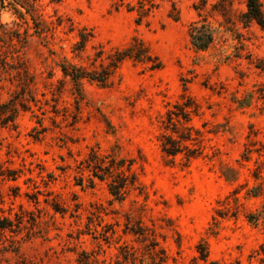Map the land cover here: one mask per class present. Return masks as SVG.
<instances>
[{"label": "rangeland", "instance_id": "1", "mask_svg": "<svg viewBox=\"0 0 264 264\" xmlns=\"http://www.w3.org/2000/svg\"><path fill=\"white\" fill-rule=\"evenodd\" d=\"M199 1L175 0L176 12L162 2L139 21L115 0H0L10 41L0 104L25 84L20 63L30 77L29 110L0 129V216L14 224L0 230V264H203L199 244L218 264H264V31L226 30L203 13L215 38L196 51L188 28ZM204 1L208 11L218 0ZM232 6L244 11V0ZM81 31L88 40L74 53ZM133 40L160 69L125 60L105 87L60 71L63 60L99 70ZM183 95L197 106L188 122L174 119L199 148L188 164L164 155L159 139ZM90 150L134 161L137 185L122 201L78 169ZM249 214H260L256 225Z\"/></svg>", "mask_w": 264, "mask_h": 264}, {"label": "trees", "instance_id": "2", "mask_svg": "<svg viewBox=\"0 0 264 264\" xmlns=\"http://www.w3.org/2000/svg\"><path fill=\"white\" fill-rule=\"evenodd\" d=\"M175 0H115V10L124 7L127 12L136 11L139 16V21L159 6V3L170 2L172 5V11L176 12ZM193 9L197 12L199 21L193 22L188 28V37L190 45L196 51H205L214 41L215 30L206 21L207 17L203 13L209 15L219 16L223 23L220 26L225 27L226 30H231L236 24H241L243 28L248 27L251 23L257 25L262 31H264V10L262 9L260 0H244V11L236 13L232 6V0H218L210 6V9L206 11L207 5L204 0H200L198 4H193ZM177 18V13L173 16V19ZM6 36L5 33L0 34V42L6 46L10 45L9 39H4L2 36ZM79 41L75 44L73 52H81L85 48V44L88 40V36L81 31L79 34ZM9 37V36H8ZM7 42V43H6ZM8 52H0V74L7 72L10 65L6 59ZM101 52L95 55V60L99 59ZM12 59V57H11ZM106 60L108 63L106 66L102 64L99 66V70L88 71L85 67L73 65L66 60H63L59 65L60 71L63 77L69 78L74 85L78 86L82 80L94 82L101 87H105L109 83L111 75L118 69L120 64L125 60H131L134 63H150L149 70H158L161 68V63L156 57L150 55L148 49L139 40H133L130 45L123 49L114 50L112 54L107 56ZM21 72L18 71V76L23 78L25 84L20 88L18 92L13 94L10 99L0 104V129L2 128H16L15 120L21 112L29 110L27 103L29 94L28 86L30 84V77L27 72L24 63H20L18 66ZM17 69V70H18ZM182 104H177L174 108L177 113L169 112L167 114L166 122L164 123V130H169L171 135L162 133L159 137L161 152L168 157H176L179 154H183L185 163L188 164L190 160L195 159L199 154V148H190L186 146V142H191V128H180L176 127L174 119L177 120L179 117L183 121L188 122L189 114H197V106L193 105L190 98L183 95ZM198 135V132H196ZM173 135H176L174 137ZM133 160H127L120 158L113 150L106 154H98L94 150H90L88 156L80 162V172L86 171L90 174L87 179L89 186H93L94 181L104 182L106 184L108 193L116 201H122L126 194L136 188L137 179L136 175L132 171ZM9 176L14 173L9 171ZM261 190L259 186L254 188L253 197L258 196V192ZM56 210V209H55ZM222 214V213H221ZM222 216H225L223 213ZM260 214H249L248 222L252 225H256ZM0 230H9L14 232L13 222L7 218L0 216ZM199 256L198 259L203 264H218L215 261L208 259V252L205 244H199L197 247ZM78 264H89L86 259L78 260Z\"/></svg>", "mask_w": 264, "mask_h": 264}]
</instances>
